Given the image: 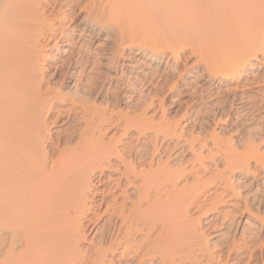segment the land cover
Wrapping results in <instances>:
<instances>
[{
	"label": "bare ground",
	"instance_id": "obj_1",
	"mask_svg": "<svg viewBox=\"0 0 264 264\" xmlns=\"http://www.w3.org/2000/svg\"><path fill=\"white\" fill-rule=\"evenodd\" d=\"M82 1L0 0V264H264V147L213 132L180 167L194 140L153 100L96 106L106 47ZM107 1L128 31L109 85L178 87L236 122L264 108V0Z\"/></svg>",
	"mask_w": 264,
	"mask_h": 264
},
{
	"label": "rangeland",
	"instance_id": "obj_2",
	"mask_svg": "<svg viewBox=\"0 0 264 264\" xmlns=\"http://www.w3.org/2000/svg\"><path fill=\"white\" fill-rule=\"evenodd\" d=\"M106 1L107 0H96V3L94 2V4L91 5L92 8L96 6L94 8L96 10L95 12L96 20H98L96 21V37L98 36V38H96L97 44L99 43L100 46L106 47V48H103L105 49L103 53L101 51L98 53L100 56H97L96 54V63L99 62L98 61L99 59L102 64L100 66H97L98 64H96L97 66L96 67V77L98 79L96 78V83L94 85L95 87H92L94 90L92 89L90 92V89H91L90 88L89 90L86 91V93L91 94V95L89 94L88 96L91 98V101L96 102V106H99V108L101 107V109L107 108L108 106L109 108L115 107L118 110H121L123 112L133 113V112H142L141 108L145 110L148 107L147 105H149L151 103V100H153L154 104L152 105V108H149V110L147 109V112L153 116L152 118H154L156 121L164 120L165 122H169V123L174 122L172 123L173 125H177L178 123V127H177L178 135L183 134L182 135L183 139L187 137L188 140H191V139L194 140V148H193L194 150L193 151L190 150L192 149L191 146H189L190 144L184 145L182 147L177 146L174 149L173 152H175V154L173 155L172 153L173 159L171 158L170 161L176 162V165L177 166L179 165L180 167L184 166L187 168V166L190 167L193 164V162L195 161L194 153L199 151V147H198L199 144L201 142H204L205 140L210 139L211 134L213 132H215V134L218 136L220 141L223 143L224 142L228 143L229 141H227L226 139H230L231 142L233 143V146L235 148H238V151H242L240 153L247 151L249 148H254L253 146L256 147L259 144H260L259 147L260 146L261 148L264 147L263 146L264 144L263 143L264 142L263 141L264 139V108L260 111L251 112L247 114V116H243L241 117V119L239 118L240 120H237L239 122H236V119H237L236 115H233V117H230V115L228 116L223 111H220L217 109H216L217 111L216 110L212 111L213 108L208 106L210 105L208 101L207 102L205 101L202 103H195V104L189 102L190 100H188L189 98L187 94L180 93V90L178 89V87H174L173 89V87L170 88V86L168 85L170 90L166 86V88L164 87L162 91L158 90L156 92L151 91L152 93H148V91H145L143 88H140V87L136 88L135 90L130 89L126 85H119V88L115 87L117 81L116 80L114 81V79L112 80L113 84L111 82V85H109V83H107L109 81L106 80V75H112L113 77L116 78V75L120 74L122 70L124 71L125 68L123 67L121 68L120 66V69L116 71L114 67H109L106 61L103 60V57L105 56L104 54L110 51L114 52L117 50L118 51L116 53H118L124 46H127L126 44H123L122 40L123 38H126L123 35L128 34V31H126L127 28L126 29L124 28V30L120 29L121 25L117 24V21H119V18L115 19L113 17L114 15H111L112 10H110L108 6L106 7V5L110 3ZM84 3H86L85 0L82 1V5ZM108 11L110 14L108 13ZM116 15L117 14H115V16ZM123 24L124 23L122 21V25ZM120 30L122 32H120ZM123 32H126V33L123 34ZM120 35L123 36V38ZM120 44H122V46H120ZM127 63H130V62L127 61ZM65 67L68 68V66H65ZM65 67L62 70L64 72L67 71V68ZM159 67H160L159 69H164L165 62L163 63V65H160ZM62 75H64V73ZM103 80L106 81V83H104ZM186 103L190 105L188 104L186 105ZM159 105H163L162 110H161V107H159ZM210 109L211 111L209 112ZM156 110L158 111L156 112L157 114L155 113ZM182 128H183V131H182ZM176 140L177 139L164 140L163 144L164 143L169 144ZM249 142L250 144H247ZM255 142H257L258 144ZM245 145H247L246 147L248 149L244 148ZM160 151L163 153L164 149L163 148L161 149L160 147ZM204 152L207 153V151L205 150ZM247 152H250V151H247ZM247 152L243 154L246 155ZM259 235L260 237L263 238L264 233L259 234ZM208 240L214 241L215 239L211 240V238H209Z\"/></svg>",
	"mask_w": 264,
	"mask_h": 264
}]
</instances>
